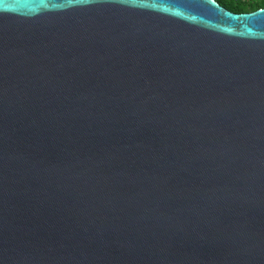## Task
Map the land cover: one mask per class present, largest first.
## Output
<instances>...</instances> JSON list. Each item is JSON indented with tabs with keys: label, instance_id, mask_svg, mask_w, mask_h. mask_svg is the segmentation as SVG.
Listing matches in <instances>:
<instances>
[{
	"label": "water",
	"instance_id": "obj_1",
	"mask_svg": "<svg viewBox=\"0 0 264 264\" xmlns=\"http://www.w3.org/2000/svg\"><path fill=\"white\" fill-rule=\"evenodd\" d=\"M0 264H264V9L0 0Z\"/></svg>",
	"mask_w": 264,
	"mask_h": 264
},
{
	"label": "trees",
	"instance_id": "obj_2",
	"mask_svg": "<svg viewBox=\"0 0 264 264\" xmlns=\"http://www.w3.org/2000/svg\"><path fill=\"white\" fill-rule=\"evenodd\" d=\"M218 5L224 8L226 11L232 14H247L258 9H264V2L256 6H241L238 4H234L232 2H227L225 0H214Z\"/></svg>",
	"mask_w": 264,
	"mask_h": 264
},
{
	"label": "built area",
	"instance_id": "obj_3",
	"mask_svg": "<svg viewBox=\"0 0 264 264\" xmlns=\"http://www.w3.org/2000/svg\"><path fill=\"white\" fill-rule=\"evenodd\" d=\"M225 1L232 2L234 4H238L241 6H256L261 2H264V0H225Z\"/></svg>",
	"mask_w": 264,
	"mask_h": 264
}]
</instances>
